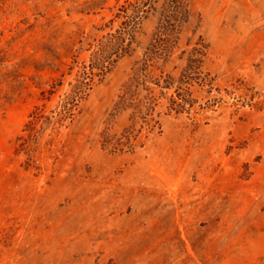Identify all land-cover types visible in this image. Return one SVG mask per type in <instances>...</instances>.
<instances>
[{
  "label": "rangeland",
  "instance_id": "1",
  "mask_svg": "<svg viewBox=\"0 0 264 264\" xmlns=\"http://www.w3.org/2000/svg\"><path fill=\"white\" fill-rule=\"evenodd\" d=\"M188 3L150 69L201 44L199 76L147 111L121 96L158 11L70 101L124 0H0V264H264V0Z\"/></svg>",
  "mask_w": 264,
  "mask_h": 264
},
{
  "label": "trees",
  "instance_id": "2",
  "mask_svg": "<svg viewBox=\"0 0 264 264\" xmlns=\"http://www.w3.org/2000/svg\"><path fill=\"white\" fill-rule=\"evenodd\" d=\"M150 11H158V23L141 62L137 64L134 76L126 83V96H121V99L123 98V101L130 100V106L134 109H140L143 106L147 111L154 110L157 99L162 97L168 99L167 107L170 111L176 110V107H184L188 100L181 94V91H188L187 85L191 86V82L195 81L196 76H199L200 57L204 55L203 45L198 44L189 50L185 58V65L176 78L161 72L158 77L152 79L150 67H153V64L158 60L164 62L168 60L174 47L175 34L179 32L190 16L188 0H124V4L117 8V13L109 20V24L118 20V28L99 41L91 54L89 64L81 66L83 79H77L73 95L66 96L67 100H74L82 92V87L89 88L95 77L104 75L114 61L110 60L113 55L118 56L120 52L119 56L127 54L134 42L140 19ZM87 68L89 71H86ZM87 78L88 80L84 81ZM147 82H150L154 87L147 85ZM141 84L142 90L146 92L143 96L138 92V87ZM171 89L173 92L167 97V92ZM136 97L137 99L134 101ZM68 112H71V107L68 108ZM106 142L108 143L107 140Z\"/></svg>",
  "mask_w": 264,
  "mask_h": 264
}]
</instances>
